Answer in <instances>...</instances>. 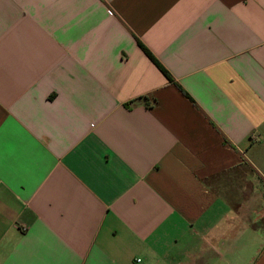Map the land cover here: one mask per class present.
I'll use <instances>...</instances> for the list:
<instances>
[{
    "label": "crops",
    "instance_id": "crops-1",
    "mask_svg": "<svg viewBox=\"0 0 264 264\" xmlns=\"http://www.w3.org/2000/svg\"><path fill=\"white\" fill-rule=\"evenodd\" d=\"M0 264H264V0H0Z\"/></svg>",
    "mask_w": 264,
    "mask_h": 264
},
{
    "label": "rangeland",
    "instance_id": "rangeland-1",
    "mask_svg": "<svg viewBox=\"0 0 264 264\" xmlns=\"http://www.w3.org/2000/svg\"><path fill=\"white\" fill-rule=\"evenodd\" d=\"M250 255V254H249Z\"/></svg>",
    "mask_w": 264,
    "mask_h": 264
}]
</instances>
